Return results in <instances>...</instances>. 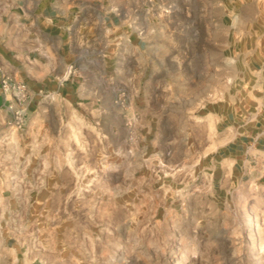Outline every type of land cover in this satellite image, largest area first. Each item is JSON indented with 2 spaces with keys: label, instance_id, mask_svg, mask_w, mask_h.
Here are the masks:
<instances>
[{
  "label": "rangeland",
  "instance_id": "rangeland-1",
  "mask_svg": "<svg viewBox=\"0 0 264 264\" xmlns=\"http://www.w3.org/2000/svg\"><path fill=\"white\" fill-rule=\"evenodd\" d=\"M142 21L58 94L7 97L0 59V264H264V0Z\"/></svg>",
  "mask_w": 264,
  "mask_h": 264
},
{
  "label": "crops",
  "instance_id": "crops-1",
  "mask_svg": "<svg viewBox=\"0 0 264 264\" xmlns=\"http://www.w3.org/2000/svg\"><path fill=\"white\" fill-rule=\"evenodd\" d=\"M5 4L0 20L7 19L11 26L0 31V59L33 91L58 94L87 84L90 68L108 77L110 68L123 60L127 40L135 49L142 43L138 30L143 24V0H11ZM260 33L264 37V31Z\"/></svg>",
  "mask_w": 264,
  "mask_h": 264
},
{
  "label": "built area",
  "instance_id": "built-area-1",
  "mask_svg": "<svg viewBox=\"0 0 264 264\" xmlns=\"http://www.w3.org/2000/svg\"><path fill=\"white\" fill-rule=\"evenodd\" d=\"M142 33L143 30L139 29L138 34L142 35ZM1 88L7 97L11 96L19 101H23L25 98H27V94L29 93L28 85L25 81L14 80L8 75L2 78ZM19 112L23 113L24 109H21Z\"/></svg>",
  "mask_w": 264,
  "mask_h": 264
},
{
  "label": "bare ground",
  "instance_id": "bare-ground-1",
  "mask_svg": "<svg viewBox=\"0 0 264 264\" xmlns=\"http://www.w3.org/2000/svg\"><path fill=\"white\" fill-rule=\"evenodd\" d=\"M2 4V3H1Z\"/></svg>",
  "mask_w": 264,
  "mask_h": 264
}]
</instances>
